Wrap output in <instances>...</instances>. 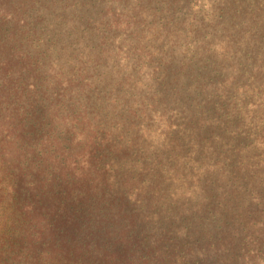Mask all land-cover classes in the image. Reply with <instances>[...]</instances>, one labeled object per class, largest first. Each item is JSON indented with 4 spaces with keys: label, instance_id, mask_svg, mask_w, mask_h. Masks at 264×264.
<instances>
[{
    "label": "rangeland",
    "instance_id": "1",
    "mask_svg": "<svg viewBox=\"0 0 264 264\" xmlns=\"http://www.w3.org/2000/svg\"><path fill=\"white\" fill-rule=\"evenodd\" d=\"M30 2L27 35L43 39L33 64L71 83L43 76L60 118L88 109L91 122L120 127L124 149L135 142L119 162L147 168L139 172L149 190L133 209L146 235L174 226L189 244L207 231L228 235L222 264H264L263 227L248 259L236 236L253 217L264 226V0ZM242 162H257L258 178ZM117 180L133 185L127 174Z\"/></svg>",
    "mask_w": 264,
    "mask_h": 264
},
{
    "label": "trees",
    "instance_id": "2",
    "mask_svg": "<svg viewBox=\"0 0 264 264\" xmlns=\"http://www.w3.org/2000/svg\"><path fill=\"white\" fill-rule=\"evenodd\" d=\"M30 1L0 0V264H222L228 235L214 239L207 231L193 244L181 240L175 226L146 235L148 222L133 209L149 190L139 172L147 168L119 162L121 151L133 150L135 142L129 138L124 149L115 122H91L88 109L60 118L43 76L50 73L55 86L69 89L71 83L55 67L42 74L33 64V49L43 56V39L27 35L23 22ZM72 129L77 134L70 139ZM242 165L258 178L257 162ZM120 173L133 185L118 181ZM253 196L261 205V194ZM255 219L246 222L253 221L250 231L241 228L236 235L245 259L263 234L254 230L264 229Z\"/></svg>",
    "mask_w": 264,
    "mask_h": 264
}]
</instances>
